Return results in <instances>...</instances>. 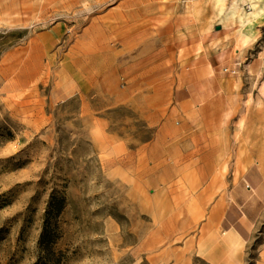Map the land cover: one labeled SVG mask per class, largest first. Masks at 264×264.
Returning a JSON list of instances; mask_svg holds the SVG:
<instances>
[{
    "label": "rangeland",
    "instance_id": "rangeland-1",
    "mask_svg": "<svg viewBox=\"0 0 264 264\" xmlns=\"http://www.w3.org/2000/svg\"><path fill=\"white\" fill-rule=\"evenodd\" d=\"M263 159L264 0H0V264H264Z\"/></svg>",
    "mask_w": 264,
    "mask_h": 264
},
{
    "label": "crops",
    "instance_id": "crops-1",
    "mask_svg": "<svg viewBox=\"0 0 264 264\" xmlns=\"http://www.w3.org/2000/svg\"><path fill=\"white\" fill-rule=\"evenodd\" d=\"M212 66V65H210ZM207 69V68H206ZM212 74H208L199 78V80L195 82L184 83L180 86V90L178 94V104L190 105L202 107L206 100L210 99V94L212 89H219L221 84V78H219L215 72V69L212 68ZM217 86V87H215ZM246 177L251 182V187L255 191L264 192V171L262 170H253V165H251L246 170ZM235 197L232 198L234 200ZM236 201V200H235Z\"/></svg>",
    "mask_w": 264,
    "mask_h": 264
},
{
    "label": "bare ground",
    "instance_id": "bare-ground-1",
    "mask_svg": "<svg viewBox=\"0 0 264 264\" xmlns=\"http://www.w3.org/2000/svg\"><path fill=\"white\" fill-rule=\"evenodd\" d=\"M259 15H261V14H258L257 16H259ZM243 19H244L243 20V24L247 25L248 27L252 26L253 23H254V20L247 19V18H244V17H243ZM251 29H252V27H250L245 33L243 32V34H242V40H243L242 43L243 44H246V42H248V40H250L252 38L253 32H252ZM262 162L264 164V159L262 160ZM206 178H209V176H206ZM212 178H214V179H212V182L208 183L207 185H205L204 189L202 190V192H201L202 197L204 195H206L210 191V189L212 188L213 184L216 182L217 176L216 177H212ZM217 209H219V207H216V208L214 207L213 208V210H215V212L217 211ZM213 210H212V212H213Z\"/></svg>",
    "mask_w": 264,
    "mask_h": 264
},
{
    "label": "built area",
    "instance_id": "built-area-1",
    "mask_svg": "<svg viewBox=\"0 0 264 264\" xmlns=\"http://www.w3.org/2000/svg\"><path fill=\"white\" fill-rule=\"evenodd\" d=\"M233 72H235V71L233 70Z\"/></svg>",
    "mask_w": 264,
    "mask_h": 264
}]
</instances>
